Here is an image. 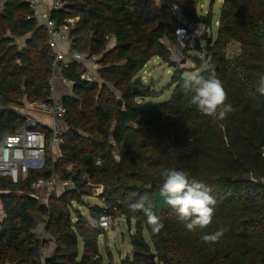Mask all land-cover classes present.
I'll return each mask as SVG.
<instances>
[{"label": "trees", "instance_id": "16d2710c", "mask_svg": "<svg viewBox=\"0 0 264 264\" xmlns=\"http://www.w3.org/2000/svg\"><path fill=\"white\" fill-rule=\"evenodd\" d=\"M59 1L61 7L52 11L57 23L77 19L70 52L101 56V81L83 80L87 69L79 61L62 64L60 74L73 84L62 97L67 109L62 157L53 164L48 153L42 170L17 183L0 176V264H115L108 232L95 226L101 207L85 201L93 195L89 182L103 185L100 200L116 206L130 225L135 222L132 255L121 264H155L152 253L160 264H264V97L248 94L264 77V0H223L215 39L208 33L212 13L198 15L201 0H172L187 22L206 26L208 65L215 67L234 109L219 123L186 106L181 87L186 69L172 60L171 50L182 22L169 2ZM234 43L237 52L229 56ZM155 58L174 67L173 91L164 102L145 103L163 94L141 76ZM53 61L48 32L30 3L0 0V103L7 107L0 111V146L25 121L15 107L48 100ZM207 68L201 75L207 76ZM40 129L51 137L49 129ZM165 168L184 170L210 190L216 210L209 226L188 231L165 202L160 195ZM53 172L72 184L51 195L47 207L30 194L36 180ZM141 200L164 224L159 234L142 212L129 210ZM75 204L87 206L91 218ZM221 228L218 242H202L203 234Z\"/></svg>", "mask_w": 264, "mask_h": 264}, {"label": "built area", "instance_id": "2783aa9c", "mask_svg": "<svg viewBox=\"0 0 264 264\" xmlns=\"http://www.w3.org/2000/svg\"><path fill=\"white\" fill-rule=\"evenodd\" d=\"M27 1L30 3V11L33 17L48 32L54 61L52 77L49 82L51 94L48 100L29 101L25 102L23 106L15 107V112L24 117L25 121L17 130L6 134L3 145L0 146V176L10 178L15 183L27 178L32 170H42L46 165L48 153L51 155L53 164L62 157L60 133L67 109L62 98L57 94V81L61 78L68 88L72 89L73 86L72 82L60 74L62 64L67 65L73 60L79 61L87 69L82 75L83 80L87 82L101 81V78L97 75L101 67V56L66 53L60 47L62 43L71 46V29L75 23L74 19H68L65 23L58 24L52 17V11L61 7L60 1L54 0L51 8L43 7L41 0ZM163 1L169 2L175 12H180L179 5L176 2L172 0ZM175 36L181 49H186L188 52L197 49L207 55V45L200 43L195 23L185 21L180 24L175 29ZM5 108L7 107L0 103V111ZM41 127L47 128L52 132L49 146L47 135L44 130L40 129ZM262 155L264 156V147L262 148ZM71 184V181L61 180L59 175L53 172L49 178H39L32 184L30 196L42 200L49 207L51 195ZM88 185L97 196L101 195L104 191L103 185H95L92 182H89ZM102 202L100 216L106 215L110 217L109 226L106 229H102L109 231L116 218H118L119 212L116 206L109 205L105 202V199ZM0 217H4L1 202Z\"/></svg>", "mask_w": 264, "mask_h": 264}, {"label": "clouds", "instance_id": "9594fccd", "mask_svg": "<svg viewBox=\"0 0 264 264\" xmlns=\"http://www.w3.org/2000/svg\"><path fill=\"white\" fill-rule=\"evenodd\" d=\"M207 72V76L198 72L187 74L181 87L188 98L187 107L194 105L198 112L211 117L214 123H219L234 109L228 102V93L218 78L215 67L209 64ZM248 94L252 97H256L257 94L264 97V77L259 79L254 90H250ZM220 127H223L222 123ZM160 176L163 181L160 195L178 213L179 219L185 223L188 231L204 229L212 223L216 199L210 195V190L203 183L190 179L186 171L173 168L163 169ZM128 207L133 213H143L153 234H159L164 228L160 218L150 207H145L142 200L130 203ZM109 219L110 217L102 215L95 226L106 229L109 226ZM224 232L225 229L221 228L214 233L203 234L201 240L205 244L216 243Z\"/></svg>", "mask_w": 264, "mask_h": 264}, {"label": "rangeland", "instance_id": "374dc122", "mask_svg": "<svg viewBox=\"0 0 264 264\" xmlns=\"http://www.w3.org/2000/svg\"><path fill=\"white\" fill-rule=\"evenodd\" d=\"M222 7V0H201L198 5V14L200 16H206L208 12L212 13V25L210 26L208 33L209 36L213 39L216 38L218 32L217 21L219 20L220 11ZM199 41L202 45H207V40L202 38L199 35ZM238 48V47H237ZM172 50V60L180 65L181 68L186 69V75L192 72H198L199 74L203 73V71L208 66V57L204 53L195 49L187 54L184 53L183 49L180 48L178 43L176 45H171ZM188 51V50H187ZM237 52L235 47H230L228 49V55L232 56ZM189 54V55H188ZM174 72V67L169 64L163 62L159 58H155L151 60L144 70L141 73V76L144 77V84L147 86H151L155 90H163V94L159 98H146L145 103H159L166 101L172 91L173 87H169L170 81L172 79ZM46 133V132H45ZM51 137L48 139V146L50 144ZM86 202L89 205L95 204L97 206H102L103 202L98 199V196L94 194L92 197H86ZM84 214L90 216L89 209L87 206L76 205ZM91 218V217H90ZM93 222V220L91 219ZM135 231V222L132 221L131 225L127 221L126 217L118 216L114 221L112 227L108 232V243L110 252L113 255V260L115 264H121V262L127 257L131 255V244H130V234ZM146 238L149 240V236L146 233ZM46 237V235H43ZM100 244L102 248V252L105 255L106 260H108V255L106 251V243L105 238H100ZM130 254V255H129Z\"/></svg>", "mask_w": 264, "mask_h": 264}, {"label": "crops", "instance_id": "0c3cea01", "mask_svg": "<svg viewBox=\"0 0 264 264\" xmlns=\"http://www.w3.org/2000/svg\"><path fill=\"white\" fill-rule=\"evenodd\" d=\"M41 4L43 7H46V8H51L53 6V3H54V0H41ZM222 3H223V0H222ZM176 15L177 17L180 19V21L182 23H184L186 20L184 19L183 15L181 12H176ZM199 15V14H198ZM77 19H75L74 21H76ZM217 25H218V21H217ZM195 29L196 31L199 33V35L202 36V38L204 39H207V30H206V26L204 24V22H197L195 24ZM232 47H235L237 49L238 45H236L235 43L231 45ZM230 46V47H231ZM60 47L66 52H70V46L68 44H61ZM71 92V89L68 88V86H66V84L63 82V80L61 78L58 79L57 81V94L58 96H60L61 98L64 97L66 94H70ZM93 196V195H92ZM92 196H89V197H92ZM98 199H100L98 197ZM87 204L90 203V202H86ZM90 206H97L95 204H91ZM98 207H101V206H98ZM84 214V213H83ZM86 217L90 218L89 215L87 214H84ZM38 230L40 233H42L41 235H45V230H44V225L43 224H40L39 227H38ZM132 252V250H131ZM130 255V254H129ZM132 255V253H131Z\"/></svg>", "mask_w": 264, "mask_h": 264}, {"label": "water", "instance_id": "95a60500", "mask_svg": "<svg viewBox=\"0 0 264 264\" xmlns=\"http://www.w3.org/2000/svg\"><path fill=\"white\" fill-rule=\"evenodd\" d=\"M163 27H164V22H160L159 25H158V29H159L160 31H162V30H163ZM136 92H138V89L136 90ZM118 105H119V106H122V105H123V101H122V100H119V101H118ZM151 258H152V261H153L155 264H160V263H158V262L156 261L157 256H156L155 253H152V254H151Z\"/></svg>", "mask_w": 264, "mask_h": 264}]
</instances>
